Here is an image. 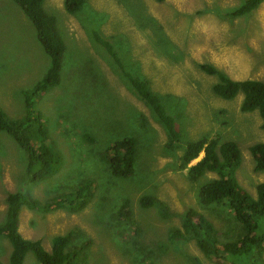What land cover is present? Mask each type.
<instances>
[{"label":"rangeland","instance_id":"rangeland-1","mask_svg":"<svg viewBox=\"0 0 264 264\" xmlns=\"http://www.w3.org/2000/svg\"><path fill=\"white\" fill-rule=\"evenodd\" d=\"M63 1L44 0L43 8L57 20L65 51L59 84L33 105L40 125L34 122L31 129L39 145L47 140L58 169L35 181L42 164L37 161L28 173L26 152L0 131V226L10 193L21 192L40 207L73 194L76 205L82 196L76 191L90 186L92 197L80 212L23 207L21 236L40 241L50 252L54 237L78 229L82 235L74 234L71 250L91 241L78 264L82 256L81 264H196V259L218 264L204 257L192 238L169 239L190 209L213 223L221 243L234 241L238 228L224 206H203L198 200L200 188L217 174L191 181L186 170H178L179 160L188 142H234L241 163L233 176L256 198L264 172L254 171L249 148L264 144L262 119L256 111H241V93L232 100L214 94L217 76L199 66L211 64L234 81H264V2L245 16L232 17L230 12L245 0H86L75 15L65 12ZM49 64L20 8L12 0H0V111L9 119L24 118L23 94L43 79ZM127 75L147 80L173 116L180 134L173 147L127 85ZM127 137L135 139V174L116 177L107 169V148ZM203 156L201 152L189 166ZM142 197L153 205L142 206ZM11 251L0 236V264H9ZM24 264L39 263L29 252Z\"/></svg>","mask_w":264,"mask_h":264},{"label":"trees","instance_id":"trees-1","mask_svg":"<svg viewBox=\"0 0 264 264\" xmlns=\"http://www.w3.org/2000/svg\"><path fill=\"white\" fill-rule=\"evenodd\" d=\"M23 12L27 20L35 29L37 41L49 57V68L41 81L34 88L23 94L24 118L9 119L0 111V131L9 135L16 144L27 154V172L32 171L35 163L42 164L43 169L34 176V180H42L54 173L58 167L53 163V156L47 146V140L39 145L35 133H32L34 122L40 125V117L33 110L38 98L59 84L62 57L65 51L55 17L48 14L43 8L44 0H12ZM163 3L165 0H154ZM264 0H245L241 6L232 10V17L245 16L256 10ZM86 0H64L63 8L69 15H75L85 6ZM98 43L107 51L111 47L107 41L97 34L94 35ZM200 70L207 75L217 76L218 82L213 86V92L225 100H232L238 94L243 95L241 111L244 113L258 112L262 119L261 128L264 129V81L244 80L234 81L211 64H201ZM127 85L135 96L149 109L156 120L162 125L167 136L168 147L180 142V134L176 129L173 116L167 113L165 107L149 89L147 80H139L126 76ZM143 119V118H142ZM44 130H40L43 133ZM46 138V137H45ZM39 145V146H38ZM135 139L127 137L111 144L106 157L107 169L113 176L129 178L135 174L134 157ZM203 152V158L196 164L189 166ZM254 161V171L264 172V144L258 143L249 148ZM178 170H186L191 181H196L207 173L217 174L203 185L198 192L201 205H222L232 215L237 225V235L234 241L221 243L218 241V232L213 223L202 214L188 210L183 217L180 228H174L169 233V239L176 243L188 236L192 238L201 254L218 264H264L261 256L264 253V182L256 186L257 196L253 199L237 182L233 173L241 163V154L234 142H220L218 138H203L188 142L180 157ZM90 186H84L77 193H81L80 201L75 205L73 194L60 196L57 201H47L43 207L33 199H27L23 193H10L6 197V221L0 226V236L9 241L12 251L9 264H24L27 253L31 252L39 264H78L81 255L88 250L91 241L78 249L72 247L74 234L82 235L76 229L69 233L54 237L51 251L43 249L41 242L24 239L19 231V214L23 207L39 209L49 212L53 209H66L69 212H80L90 201ZM75 192V193H76ZM141 205L150 207L153 200L149 197L140 199ZM139 202V203H140ZM131 215H129V218ZM255 256L257 258L255 259ZM82 256L80 264L84 261ZM196 264H202L198 259ZM193 261V262H194Z\"/></svg>","mask_w":264,"mask_h":264},{"label":"crops","instance_id":"crops-1","mask_svg":"<svg viewBox=\"0 0 264 264\" xmlns=\"http://www.w3.org/2000/svg\"><path fill=\"white\" fill-rule=\"evenodd\" d=\"M57 21V20H56ZM21 212V211H20ZM19 226H20V214H19ZM18 231H19V227H18ZM21 235V234H20Z\"/></svg>","mask_w":264,"mask_h":264}]
</instances>
